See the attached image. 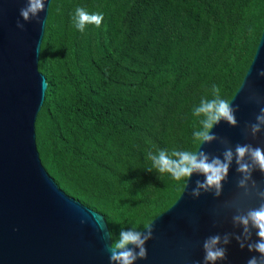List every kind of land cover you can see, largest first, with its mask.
Masks as SVG:
<instances>
[{
	"label": "trees",
	"instance_id": "1",
	"mask_svg": "<svg viewBox=\"0 0 264 264\" xmlns=\"http://www.w3.org/2000/svg\"><path fill=\"white\" fill-rule=\"evenodd\" d=\"M77 7L102 13L101 26L78 31ZM263 26L264 0H51L35 121L49 176L103 215L113 240L122 229L142 231L185 186L148 171L149 153L197 151L193 108L213 85L232 99Z\"/></svg>",
	"mask_w": 264,
	"mask_h": 264
},
{
	"label": "water",
	"instance_id": "2",
	"mask_svg": "<svg viewBox=\"0 0 264 264\" xmlns=\"http://www.w3.org/2000/svg\"><path fill=\"white\" fill-rule=\"evenodd\" d=\"M50 2L46 0L39 22L26 23L20 16L26 0H0V264H110L111 240L103 215L57 186L36 147L35 121L46 91L41 87L45 77L38 62ZM17 21L24 24L23 31ZM262 68L264 26L252 62L230 100L239 109L235 113L238 126L221 121L212 130L233 148L236 144L264 148V130L253 138L246 127L255 123L264 107V78L257 75ZM200 147L222 158L221 143L199 145L197 151ZM236 167L233 162L219 198L213 193L192 198L195 181L204 179L194 175L175 203L150 223L153 239L146 243L147 259L136 264H203V241L208 236L238 233L240 229L232 224L235 209L226 206L242 192L237 187ZM252 176L264 189V174L255 170ZM258 204L254 194L241 199L244 209ZM226 247L227 260L217 264H247L251 256L259 255L242 250L235 240Z\"/></svg>",
	"mask_w": 264,
	"mask_h": 264
},
{
	"label": "clouds",
	"instance_id": "3",
	"mask_svg": "<svg viewBox=\"0 0 264 264\" xmlns=\"http://www.w3.org/2000/svg\"><path fill=\"white\" fill-rule=\"evenodd\" d=\"M46 0H26L25 7L20 9V16L24 22L36 20L39 22V14L45 9ZM104 17L102 13H89L82 7H77L72 20L74 27L83 33L89 25L99 28ZM17 28L24 30V24L17 21ZM257 75L264 78V68L259 69ZM41 87L46 90L47 81H42ZM212 98H202L198 106L192 110L193 116L199 118V129L194 131L193 140L200 146L219 142L224 145L221 156L210 155L205 151L159 150L158 153H149L148 159L152 162V168L148 171H155L158 174H168L176 181H183L185 185L195 176H203L204 179H197L195 186L190 193L191 197L198 199L202 193H213L219 198L223 192V184L228 180L229 169L233 162L236 164V171L240 178L237 187L242 190L238 199L231 201L226 206L235 209L232 216L234 228L237 232H226L210 235L203 241V264H217L218 261L227 260V245L235 240L243 250L258 253V256H251L247 264H264V189H261L253 179V172L259 170L264 174V148L254 147L251 144H236L233 148L230 142L213 134L214 126L221 121L226 122L230 127H237L238 121L235 113L238 106L233 107L232 102L222 98L221 88L213 85L211 89ZM257 103L260 99L256 96L250 97ZM253 138L264 130V107L255 116V123L247 126ZM259 200L254 208L244 209L241 206V199L252 195ZM85 221H81L84 223ZM98 226L103 230L104 225L97 220ZM146 231H138L135 228L121 230L119 238L113 240L112 234L108 233L111 244L108 247L110 253V264H136L138 260L147 259L146 243L153 239L152 224L144 226ZM253 233L258 239L253 240Z\"/></svg>",
	"mask_w": 264,
	"mask_h": 264
}]
</instances>
